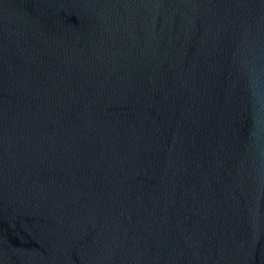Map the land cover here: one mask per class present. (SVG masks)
<instances>
[{
    "label": "water",
    "instance_id": "1",
    "mask_svg": "<svg viewBox=\"0 0 264 264\" xmlns=\"http://www.w3.org/2000/svg\"><path fill=\"white\" fill-rule=\"evenodd\" d=\"M0 264H264V0H0Z\"/></svg>",
    "mask_w": 264,
    "mask_h": 264
}]
</instances>
